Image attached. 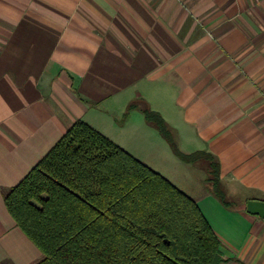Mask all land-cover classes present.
<instances>
[{
	"label": "crops",
	"instance_id": "0c3cea01",
	"mask_svg": "<svg viewBox=\"0 0 264 264\" xmlns=\"http://www.w3.org/2000/svg\"><path fill=\"white\" fill-rule=\"evenodd\" d=\"M146 108L183 153L214 157L228 205ZM78 120L196 201L221 264H264L246 209L264 201V0H0V264L43 258L4 193Z\"/></svg>",
	"mask_w": 264,
	"mask_h": 264
},
{
	"label": "trees",
	"instance_id": "16d2710c",
	"mask_svg": "<svg viewBox=\"0 0 264 264\" xmlns=\"http://www.w3.org/2000/svg\"><path fill=\"white\" fill-rule=\"evenodd\" d=\"M144 115L180 160L206 165L209 189L228 205L214 157L183 153L158 113L146 108ZM4 202L42 252L36 264L224 261L196 201L83 120L4 193Z\"/></svg>",
	"mask_w": 264,
	"mask_h": 264
},
{
	"label": "water",
	"instance_id": "95a60500",
	"mask_svg": "<svg viewBox=\"0 0 264 264\" xmlns=\"http://www.w3.org/2000/svg\"><path fill=\"white\" fill-rule=\"evenodd\" d=\"M246 209L249 213L264 218V201H248Z\"/></svg>",
	"mask_w": 264,
	"mask_h": 264
},
{
	"label": "rangeland",
	"instance_id": "374dc122",
	"mask_svg": "<svg viewBox=\"0 0 264 264\" xmlns=\"http://www.w3.org/2000/svg\"><path fill=\"white\" fill-rule=\"evenodd\" d=\"M205 167V166H204ZM205 169H206V167H205ZM207 170V169H206Z\"/></svg>",
	"mask_w": 264,
	"mask_h": 264
}]
</instances>
